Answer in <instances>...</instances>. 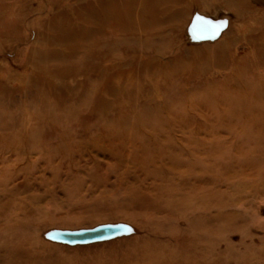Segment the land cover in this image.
Masks as SVG:
<instances>
[{"label": "rangeland", "instance_id": "rangeland-1", "mask_svg": "<svg viewBox=\"0 0 264 264\" xmlns=\"http://www.w3.org/2000/svg\"><path fill=\"white\" fill-rule=\"evenodd\" d=\"M0 264H264V0H0Z\"/></svg>", "mask_w": 264, "mask_h": 264}]
</instances>
